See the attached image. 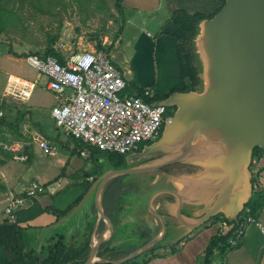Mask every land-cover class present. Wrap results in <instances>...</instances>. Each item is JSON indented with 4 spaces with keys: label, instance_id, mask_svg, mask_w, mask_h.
Segmentation results:
<instances>
[{
    "label": "water",
    "instance_id": "obj_1",
    "mask_svg": "<svg viewBox=\"0 0 264 264\" xmlns=\"http://www.w3.org/2000/svg\"><path fill=\"white\" fill-rule=\"evenodd\" d=\"M193 43L200 64V90L175 91L159 101L175 109L160 138L126 155L128 167L106 169L104 165L68 214L78 211L94 191L95 208L112 234L114 225L101 202L112 179L154 174L171 184L154 190L147 204L161 222V234L112 264L153 248L167 233L164 215L181 231L180 240L217 215L235 220L253 195L254 150H264V0H226L212 18L199 22ZM154 154L161 157L151 160ZM173 165L191 169L180 174L162 172ZM103 241L90 247L83 264L101 262L95 255Z\"/></svg>",
    "mask_w": 264,
    "mask_h": 264
},
{
    "label": "crops",
    "instance_id": "obj_2",
    "mask_svg": "<svg viewBox=\"0 0 264 264\" xmlns=\"http://www.w3.org/2000/svg\"><path fill=\"white\" fill-rule=\"evenodd\" d=\"M221 4L222 0H120V17L119 20L116 21L118 27L114 30L115 34H112V38L111 33H109V31L107 33L106 31L103 36V44L111 46V52L112 50L118 52L122 45L126 47V51H122L124 57L121 55V61H124V63L121 65H129V67L125 71H123L124 67L120 65L118 68L123 74L127 84L129 81L127 78H129V76L132 78L133 76L137 83H142L147 86L146 89L150 90L151 95L163 98V96L170 95L172 90H178L182 87L180 64L178 62L176 47L173 40V34L177 31L179 25L171 18V9L184 11L188 14L201 13L212 15ZM117 46L119 48H116ZM111 59H113L112 56ZM133 63H141V66L144 65L145 68H147V66L150 68V65L161 63L164 69H167V78L173 81V83L162 84L155 88L153 87L155 84L154 75L149 76L148 72L142 77L137 75L131 70L130 65ZM13 100L18 101L17 99ZM28 101L23 103H27ZM29 116L28 112L26 118H29ZM26 126H28V124L25 123V125L22 126L21 132L25 134L30 141L20 139L16 141L10 140L13 144L22 143L24 146L16 153L9 152L13 159H6L4 163L0 165V173L2 175H0V183H4V177L5 181L12 186V192L21 197L24 196V192L28 189L31 182H39V179L36 177H31L29 180L25 181L26 176L24 175L25 172H30L32 170L36 152L39 151L44 156H47L40 149L36 138L42 137L46 139L56 151V156L54 157L61 156L56 150V145L58 143H56V141L54 142L52 137H44L37 133L34 127L29 128V131L25 132L24 130L28 128ZM60 129L61 128H59V130ZM59 141L61 142L60 144L64 142L61 138H59ZM64 143L67 144L66 141ZM63 146L65 147L66 145ZM91 151L92 150H90V152ZM18 156L22 157V159H18ZM88 157L97 163L102 162L100 171L104 165L106 169L109 167H128L125 161H122L120 164H114V162L98 155L96 152H92ZM9 160L13 163H7ZM15 161H17V163H15ZM135 164L137 163L134 162L132 165ZM68 165L69 159L65 158V164L62 168L63 172L60 174L63 176V180L55 179L59 175L58 174L54 179H47L43 182H39L41 184L50 183L46 186L48 187L46 192L38 194L33 199H26L23 205L16 210V223L22 228L23 243L26 252L33 250L34 255H42L46 252V247H48V245L52 243V240L59 235H64L66 241L72 244L81 245L84 240L83 233L85 225L87 222H92L93 229L89 246L91 247L98 240L104 238L95 258L101 261L99 263H111L112 261L122 260L161 234V222L156 216L150 214L147 209L130 210L129 205L125 204L123 200V198L127 196L126 193L134 191L136 194L137 188L142 186L147 189L148 187H153L148 197L149 201L154 190L164 188L162 186L158 188L154 187L160 184L159 180L155 178L150 180L152 178L150 175L154 174L130 175V177L118 176L112 179L104 189L101 202L104 212L112 220L114 225V231L110 234V226L105 220L100 218L95 208L94 191L92 194L88 195L84 204L78 211L72 215H68L79 204L89 187H91L96 178L101 174L95 175L96 165L93 166L89 164L88 168H86L85 171L83 170L82 174L79 176L80 178H66L64 171ZM259 167L262 168L263 172L262 193H264L263 156L260 157ZM51 181H53V183ZM3 185H5V183ZM3 189L2 191H5L6 188L3 187ZM69 207L73 208L67 215L61 216L59 214ZM164 217L167 222L166 235L156 243L155 246H157V248L153 252L138 255L140 257L136 261L140 264H201L204 251L210 240L218 233V223H206L197 228L186 236L188 239L177 246L175 244L183 239L179 240L178 238L181 236V231L171 222L169 216L164 215ZM256 220L261 224L264 230V208L257 215ZM138 226L140 227L138 231H132V228ZM168 231H170V236L173 237L169 241L166 240ZM140 232L143 238L145 237L141 245L127 250L120 249V243L124 236L131 234L136 236L140 234ZM121 252L122 254H120ZM89 253L90 249L85 256L84 262L89 257ZM8 263L9 257L0 241V264ZM211 264H264V233L256 224L247 225L239 245L234 248L228 246V249H226L224 253H221L220 249L216 248Z\"/></svg>",
    "mask_w": 264,
    "mask_h": 264
},
{
    "label": "built area",
    "instance_id": "obj_3",
    "mask_svg": "<svg viewBox=\"0 0 264 264\" xmlns=\"http://www.w3.org/2000/svg\"><path fill=\"white\" fill-rule=\"evenodd\" d=\"M61 47L66 50L62 45ZM25 59L39 76L43 75L48 79L46 88L58 100L51 110L54 124L78 142L82 157L90 156L92 149L123 156L140 151L145 145L160 138L171 117L165 105L159 102L149 103L136 93L125 92L128 84L104 50H97L95 47L77 49L67 54L63 62L54 56L43 58L35 54H28ZM37 82L11 75L7 79L3 97L26 102L32 97ZM150 95V90L145 89L144 96ZM2 116L0 105V118ZM36 141L45 155L56 156L55 149L46 139L37 137ZM23 146L22 143H6L3 149L16 153ZM262 156L264 157V153L253 156V193L261 191L263 187V172L259 167ZM17 158L22 159L20 156ZM47 189L39 182H31L22 197L9 192L0 221L7 218L15 222L16 210L24 201L35 198ZM234 223V233L228 239V246L232 248L239 245L249 224H256L264 233L261 224L251 216L250 209L246 206ZM224 230L227 231L228 228L224 227Z\"/></svg>",
    "mask_w": 264,
    "mask_h": 264
},
{
    "label": "rangeland",
    "instance_id": "obj_4",
    "mask_svg": "<svg viewBox=\"0 0 264 264\" xmlns=\"http://www.w3.org/2000/svg\"><path fill=\"white\" fill-rule=\"evenodd\" d=\"M53 2L45 0L41 2V5L44 6L43 8L47 11L48 9L51 10L54 6ZM14 7L15 12H18V16L6 19V24L1 28L0 34V103L6 100V98L3 97V92L7 79L11 75L30 81L37 80L38 82L35 85L33 95L27 103L16 101L12 98L4 102L17 107L20 111L29 112V118L25 117L22 123V126H24L25 123L28 124V126H26L28 128L24 131L27 132L29 128L34 127L36 132L44 137H52L54 142L56 141V143H58L56 145V150L57 153L61 155L60 157H47L39 151L36 152L32 170L24 173L26 176L25 181L29 180L31 177H36L39 179V182H43L47 179H54L58 174L59 175L55 179L63 180L64 178L60 174L63 172L62 168L65 164V158L69 159V165L64 171L66 178L75 179V177H79L82 174L83 170L85 171V169L88 168L89 164L95 166L100 163L99 165H102V162L97 163L89 159L90 157H81L79 154L80 146L76 145V142L73 141L65 131L55 128L54 121L50 117V112L57 103L56 96L52 91L46 88L48 79L43 75L39 76L38 72L27 64L25 58L30 53H36L39 56L43 54L47 46L48 35L58 32V24L60 21L62 22V29L59 31L60 34L56 46L61 47L62 45L66 48V51L94 48L90 37L94 34L103 36L106 31L107 33L109 31L112 38V34H115L114 30L118 27L116 21L119 20L120 14L115 9V0H60L58 6L59 11L55 9L51 14L34 12L30 4L26 2L23 4L22 8L18 6V3H16ZM108 47L110 46L106 45V48ZM116 48L119 47L117 46ZM120 48L118 52H116V50H112L111 52L112 61L117 63H115L117 67H119V65L122 66L121 64L124 63V61H121L122 57H124L122 51H126V47L123 45L120 46ZM10 52H13V54ZM122 67L125 68H123V71H125L129 65ZM130 67L134 73L141 77L146 75L145 73L147 72L149 76L154 75L155 84L153 87L155 88L162 84L173 83V81L167 78V69H164L161 63L150 65V68H148V66L145 68L144 65L141 66V63H133ZM127 79L129 80V87L125 90L127 93H132L136 91L137 88L147 87L142 83H137L133 76L132 78L129 76ZM59 138L64 142L66 141L67 144L64 142L60 144ZM10 140L16 141L17 138L10 136L6 128H0V150L2 151V153H0V160L13 159L11 155L6 153L3 149L4 144L11 143ZM20 140L30 141V139L27 138ZM63 145L66 146L64 147ZM160 157L161 154H154L151 156V160H156ZM8 162L13 163L11 160L7 161V163ZM15 163H17V161H15ZM165 168L162 169V172H167L169 174L185 173L191 169L186 165H173ZM3 182L5 185H3L4 183L2 182L0 183V214L3 207L7 205L9 192L13 191L11 188L12 186L5 181L4 177ZM159 183L161 186L171 187V184L166 183L164 177L160 178ZM160 184L154 187L158 188ZM3 187L6 188L5 191H2ZM152 189L153 187H148L147 189L146 187L143 188L139 186L136 194L134 191L126 193L127 196H125L123 200L125 204L129 205L130 210H146L148 207V197ZM139 228V226L134 227L132 231H138ZM144 238L141 232L136 236L134 234L126 235L120 243V249L127 250L135 248L141 245ZM172 238L173 237L170 236V231H168L166 240L169 241ZM120 254H122V252Z\"/></svg>",
    "mask_w": 264,
    "mask_h": 264
},
{
    "label": "trees",
    "instance_id": "obj_5",
    "mask_svg": "<svg viewBox=\"0 0 264 264\" xmlns=\"http://www.w3.org/2000/svg\"><path fill=\"white\" fill-rule=\"evenodd\" d=\"M45 0H0V34L1 28L5 26L6 19L18 16V12H15L14 5L18 3L20 8L23 7V4L26 2L30 4L33 8L34 12L38 13H49L51 14L55 9L59 11V1L60 0H48L54 3V6L51 10H45L41 5V2ZM226 0H222L221 6L217 9V11L212 15L206 14H188L184 11L171 9L172 19L179 25L177 31L173 34V40L176 47V52L178 56V62L180 64V77L182 81V87L178 90H172L171 94L175 91L181 92H189V91H198L201 88V77H200V64L197 60L196 53L194 51V37L198 32V24L201 20L206 18H212L216 13H218ZM115 9L118 13L121 11L120 0H115ZM62 29V22L60 21L58 24V32L55 34H49L47 37V46L40 57L46 58L48 56L57 57L59 61L64 60L65 56L73 51H66L60 46H56V42L59 38L60 30ZM105 35V34H104ZM103 35V36H104ZM103 36H98L96 34L90 37V40L94 47L97 50H104L107 54L111 55V46L106 48V45L103 44ZM13 54V52H10ZM31 54V53H30ZM37 55L36 53H34ZM39 56V55H38ZM111 57V56H110ZM129 87V84H128ZM146 88H137L136 91L132 93H136L139 97H143L145 101L149 103H156L161 99L167 98L169 95L163 96V98H159L156 95H150L148 97L144 96V91ZM6 100L1 101L0 105L3 110V116L0 118V128H6L10 133V136L16 137L17 139H26L27 136L21 132L22 123L25 120L27 115L26 111H20L17 107L13 105H9L4 102ZM169 110L168 115L172 116L175 111L174 108ZM6 112V113H4ZM55 128L59 129L55 126ZM29 139V138H27ZM72 139V138H71ZM73 140V139H72ZM76 145H79L76 140ZM80 146V145H79ZM10 154L9 152L5 151ZM92 152H96L98 155L108 158L114 164H120L122 161L124 162V156L113 154V153H101L96 149H92ZM0 153L2 151L0 150ZM264 150L260 148H256L254 150V157L258 155H262ZM105 155V156H104ZM107 155V156H106ZM115 158H112V157ZM6 160V159H3ZM101 173L100 165L95 166V175ZM53 183V181H51ZM50 183L43 184L47 186ZM89 186V185H87ZM246 208L250 209V214L253 218L256 219L257 215L264 208V193L261 191L254 192L251 196L249 202L245 205ZM73 207H69L63 212L59 213L61 216L67 215ZM3 211L0 214L2 216ZM218 223V233L215 235L209 242L206 250L204 251V255L201 260V264H211L214 251L216 248L220 249L221 253H224L226 249H228V239L233 235L235 227H233L234 220H229L225 218L222 214L217 215L209 220L207 223ZM232 226V228H231ZM228 228L227 231L224 230ZM93 229V223L87 222L85 225V230L83 233V242L81 245H75L68 241H66V237L64 235H59L52 240V243L46 247V252L42 255H34L33 250L25 251L24 243H23V235L22 228L18 223L11 222L7 218H3L0 221V241L3 244L6 253L9 257L8 264H83L85 256L90 249V236ZM188 237L183 238L177 244L180 245L184 242ZM174 245V246H175ZM157 246H154L147 252H153ZM145 252V253H147ZM144 254V253H143ZM140 256H137L131 260L123 262L121 264H140L136 260ZM94 264H112V263H99L96 262Z\"/></svg>",
    "mask_w": 264,
    "mask_h": 264
},
{
    "label": "flooded vegetation",
    "instance_id": "obj_6",
    "mask_svg": "<svg viewBox=\"0 0 264 264\" xmlns=\"http://www.w3.org/2000/svg\"><path fill=\"white\" fill-rule=\"evenodd\" d=\"M169 110H172L170 107H168V112H169ZM166 169V168H165ZM152 178L150 179V180H153L154 178H156V176L155 175H150ZM150 182V181H149ZM160 186H161V184H160ZM162 187H164V186H162ZM165 187H168V186H165Z\"/></svg>",
    "mask_w": 264,
    "mask_h": 264
},
{
    "label": "clouds",
    "instance_id": "obj_7",
    "mask_svg": "<svg viewBox=\"0 0 264 264\" xmlns=\"http://www.w3.org/2000/svg\"><path fill=\"white\" fill-rule=\"evenodd\" d=\"M6 84H7V83H6ZM5 86H6V85H5ZM4 89H5V88H4ZM3 94H4V93H3ZM7 99H8V98H7ZM7 99H6V100H7Z\"/></svg>",
    "mask_w": 264,
    "mask_h": 264
}]
</instances>
